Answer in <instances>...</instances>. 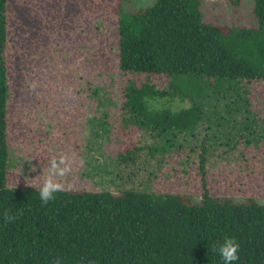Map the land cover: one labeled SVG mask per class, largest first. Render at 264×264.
I'll return each instance as SVG.
<instances>
[{"label": "trees", "instance_id": "trees-1", "mask_svg": "<svg viewBox=\"0 0 264 264\" xmlns=\"http://www.w3.org/2000/svg\"><path fill=\"white\" fill-rule=\"evenodd\" d=\"M229 1L238 7L243 0ZM8 4L0 0V264H55L57 257L61 264H223L213 245L226 234L240 245L232 264H264V205L214 195L207 184L215 151L237 146L170 138L205 120L200 104L180 112L149 106L150 99L185 98L178 85L174 92L130 89L119 130L117 193L63 189L44 204L39 188L8 186ZM203 4L157 0L135 12L120 5V69L186 81L198 94L202 84L226 91L264 80V0H254L256 24L239 27L206 23ZM191 155L199 163L200 196L153 188L162 164L173 158L187 171Z\"/></svg>", "mask_w": 264, "mask_h": 264}, {"label": "rangeland", "instance_id": "rangeland-1", "mask_svg": "<svg viewBox=\"0 0 264 264\" xmlns=\"http://www.w3.org/2000/svg\"><path fill=\"white\" fill-rule=\"evenodd\" d=\"M156 1L9 0L10 188H39L50 160L63 157L67 171L56 177L63 189L117 193L119 130L130 89L148 85L174 92L172 85H178L185 98L150 99V108L180 112L196 103L205 120L194 130L172 131L170 138L174 134L177 143L189 146L234 143L235 150L217 149L208 162V187L217 196L253 197L264 205V80L226 91L201 82L198 94L186 81L120 69V5L135 12ZM253 8L254 0L238 7L204 0L202 11L206 23L239 27L256 24ZM189 162L184 171L170 158L153 188L200 196L198 159L191 155Z\"/></svg>", "mask_w": 264, "mask_h": 264}, {"label": "clouds", "instance_id": "clouds-1", "mask_svg": "<svg viewBox=\"0 0 264 264\" xmlns=\"http://www.w3.org/2000/svg\"><path fill=\"white\" fill-rule=\"evenodd\" d=\"M64 163L65 161L63 157L50 160L48 174L40 185L38 192L42 203H48L55 198L56 193L63 190V184L56 177H62L67 171V168L62 166ZM34 170L35 168H33V171ZM13 218L14 217L5 214L6 220ZM239 247L240 245L236 238L230 234H226L223 236L222 240L213 245V251L219 253L223 260V264H232V262L239 260ZM55 264H61V259L59 257L56 258Z\"/></svg>", "mask_w": 264, "mask_h": 264}]
</instances>
